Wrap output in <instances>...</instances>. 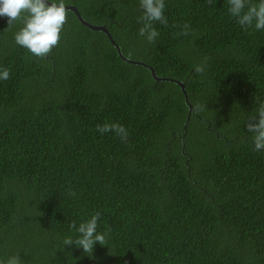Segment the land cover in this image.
Masks as SVG:
<instances>
[{"label":"trees","instance_id":"16d2710c","mask_svg":"<svg viewBox=\"0 0 264 264\" xmlns=\"http://www.w3.org/2000/svg\"><path fill=\"white\" fill-rule=\"evenodd\" d=\"M65 6L145 66L70 10L44 59L16 44L22 21L0 17V259L264 264V151L247 131L264 102V30L242 29L228 0H165L148 43L139 0ZM96 212L108 246H64Z\"/></svg>","mask_w":264,"mask_h":264},{"label":"clouds","instance_id":"9594fccd","mask_svg":"<svg viewBox=\"0 0 264 264\" xmlns=\"http://www.w3.org/2000/svg\"><path fill=\"white\" fill-rule=\"evenodd\" d=\"M211 5V0H208ZM139 8L142 10L138 34L148 43H155L159 32L155 23L167 25L165 17V0H139ZM65 0H0V17L7 18L8 26L22 21L23 27L16 32L14 40L17 45L26 48L34 56L44 59L52 48L57 46L61 38L62 28L66 21ZM228 12L235 18L242 29H249L254 26L255 30H264V0L252 3L251 0H228ZM177 35L186 36L191 26L183 24ZM196 73H203L202 65L195 67ZM10 72L7 68H0V80H8ZM99 133L114 132L121 140L127 141L128 130L118 123H105L97 125ZM247 131L252 133L254 150L264 151V102H260L257 115L250 118L247 124ZM69 195L76 193L69 189ZM100 212L91 215L90 218L82 221L77 227L76 222L70 224L71 229L78 233L73 239L66 236L63 239L64 246L73 244L81 248L85 254H92L94 245L108 246L109 237L107 232L98 231ZM0 264H22L19 254L11 255L6 259H0Z\"/></svg>","mask_w":264,"mask_h":264},{"label":"water","instance_id":"95a60500","mask_svg":"<svg viewBox=\"0 0 264 264\" xmlns=\"http://www.w3.org/2000/svg\"><path fill=\"white\" fill-rule=\"evenodd\" d=\"M65 7H66V10H70V11H72V12H74L76 14V16H77V18H78V20L80 21L81 24L87 26L91 30L103 32L108 37V39L112 43V45L116 48L118 55L121 56V58H123L122 55H121V52H120V50L118 48V46L114 43L112 37L110 36V34L108 33V31H107V29L105 27H103V26H93V25H90L89 23L85 22L82 19V17L78 13V11L73 6H65ZM123 59L125 61L129 62L130 64H139V65L145 66L144 64H142L140 62L130 61V60H127L126 58H123ZM146 67H148L151 70L152 76H153V78L155 80H157V81H170L168 79L157 78L156 75H155L154 70L152 68H150L149 66H146ZM172 82H175L176 84L179 85L181 91L184 94L185 102L188 104L187 95H186V92H185V89H184V85L182 83H180V82H176V81H172Z\"/></svg>","mask_w":264,"mask_h":264}]
</instances>
